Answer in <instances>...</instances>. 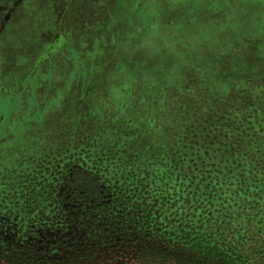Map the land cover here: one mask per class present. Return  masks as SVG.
I'll return each mask as SVG.
<instances>
[{"label": "rangeland", "instance_id": "rangeland-1", "mask_svg": "<svg viewBox=\"0 0 264 264\" xmlns=\"http://www.w3.org/2000/svg\"><path fill=\"white\" fill-rule=\"evenodd\" d=\"M0 27L3 242L37 226L29 239L49 251L42 214L66 207L40 198L62 196L65 166L104 150L120 118L166 123L198 103L264 111V0H0ZM114 255L93 264H139Z\"/></svg>", "mask_w": 264, "mask_h": 264}, {"label": "trees", "instance_id": "trees-1", "mask_svg": "<svg viewBox=\"0 0 264 264\" xmlns=\"http://www.w3.org/2000/svg\"><path fill=\"white\" fill-rule=\"evenodd\" d=\"M200 104L166 123L120 118L123 134L110 127L104 150L89 147L60 176L66 198H40L66 207L42 214L51 235L36 239L49 251L29 239L37 226L19 227L0 239V258L93 264L106 251L139 264H264V111Z\"/></svg>", "mask_w": 264, "mask_h": 264}, {"label": "flooded vegetation", "instance_id": "flooded-vegetation-1", "mask_svg": "<svg viewBox=\"0 0 264 264\" xmlns=\"http://www.w3.org/2000/svg\"><path fill=\"white\" fill-rule=\"evenodd\" d=\"M2 30V28L0 27V31ZM0 119H3L2 117H0ZM3 121V120H2ZM1 123V122H0ZM79 165V163H77L76 162V160H73L72 161V163H70L68 166H65V168L66 169H70L69 167H75V166H78ZM66 172H67V170H65V172H64V174H66ZM70 172V171H69ZM69 172L67 173V174H69ZM63 179H64V181H65V185H67V179H66V176H64L63 177ZM58 180H59V178H58ZM64 181H63V183H64ZM64 187V188H63ZM63 187H60V188H63V190H62V196H60V197H65L66 198V196L68 195L67 193L69 192V191H67L66 190V186H63ZM59 191V190H58Z\"/></svg>", "mask_w": 264, "mask_h": 264}]
</instances>
